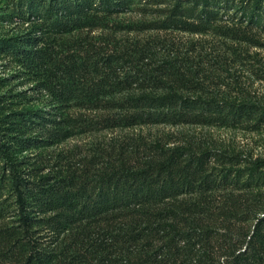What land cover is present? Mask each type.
<instances>
[{"label":"trees","instance_id":"trees-1","mask_svg":"<svg viewBox=\"0 0 264 264\" xmlns=\"http://www.w3.org/2000/svg\"><path fill=\"white\" fill-rule=\"evenodd\" d=\"M141 1L6 0L2 22L26 29L0 36V57L33 85L0 90V264H264V158L140 135L47 171L30 153L148 124H264V103L191 91L197 70L157 37L87 32L177 30L259 46L264 0H144L150 18H116ZM44 94L49 106L36 107Z\"/></svg>","mask_w":264,"mask_h":264},{"label":"rangeland","instance_id":"rangeland-1","mask_svg":"<svg viewBox=\"0 0 264 264\" xmlns=\"http://www.w3.org/2000/svg\"><path fill=\"white\" fill-rule=\"evenodd\" d=\"M145 3L144 0L137 3L133 10L120 14L116 18L126 23L150 18L141 10L147 6ZM7 9L6 0H0V15L6 13ZM150 15L152 16V14ZM25 29L26 24H7L0 18V36ZM87 32H90L89 36H93L92 41H96L97 36H112L117 40L157 37L159 41H154L156 48L163 52L168 49L177 57L178 63L189 65L197 70V84L191 91L210 94L217 98L248 97L258 103H264V33L257 36L261 42V45L257 46L246 41H237L212 33L199 34L177 30L127 33V31L96 29ZM71 38L70 40L73 41L76 36L73 35ZM101 42L99 40L98 44ZM162 45L166 49H163ZM107 48L111 49L112 45H107ZM12 74L21 75H16L8 80L9 85L1 86L0 90L11 88L17 91L33 85L32 82L23 81L27 75L23 73V68L20 65L9 58L0 57V78ZM22 81L23 83H20ZM32 92L28 91V94H32ZM38 96L40 99L34 101L35 106L47 108L50 98L46 95ZM72 112L74 114L78 110L72 109ZM81 112L84 115H92L89 112ZM126 135H140L149 141L160 139L168 146L191 143L238 153L245 158H264V124L256 129L243 126L225 127L202 124H148L122 130L83 133L50 145L43 150L34 149L30 153L31 155L43 154V160L49 165L47 171L59 168L60 162H64L62 157L65 156L69 158V162L77 165L81 162V158L89 156L98 145L106 146L110 139L122 138Z\"/></svg>","mask_w":264,"mask_h":264}]
</instances>
